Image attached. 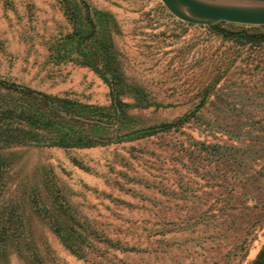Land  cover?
<instances>
[{"label":"rangeland","instance_id":"rangeland-1","mask_svg":"<svg viewBox=\"0 0 264 264\" xmlns=\"http://www.w3.org/2000/svg\"><path fill=\"white\" fill-rule=\"evenodd\" d=\"M84 1L92 13L75 25L63 0H0V83L108 107L120 82L122 100L140 107L119 136L195 116L94 147L18 143L26 118L48 106L0 85V106L23 118H0V264H252L264 245V43L182 21L162 0ZM76 27L93 33L82 49L113 42L119 80L101 55L94 66L52 58ZM102 119L117 127L113 111ZM62 224L85 231L87 257L62 243Z\"/></svg>","mask_w":264,"mask_h":264},{"label":"trees","instance_id":"trees-1","mask_svg":"<svg viewBox=\"0 0 264 264\" xmlns=\"http://www.w3.org/2000/svg\"><path fill=\"white\" fill-rule=\"evenodd\" d=\"M64 11L67 18L79 25L83 18L84 13L90 18L92 13L91 8L84 0H63ZM95 14L98 17L107 18L111 22V30L118 32L119 27L114 16L106 11L96 10ZM228 22H218L212 26H206L213 33L228 39L243 42L245 44L260 45L264 43V32L252 33L245 30L233 31L226 29L224 24ZM264 26V25H258ZM93 33H83L81 29L75 28L71 33H68L64 38L57 41L51 48L52 58L57 61H78L85 66H94V62H97L101 55L108 64V74L115 80L120 77V72L116 67L117 57L115 56V46L113 42L105 43L102 45V49L98 52H92L90 49H82L83 42H86L87 37ZM77 46V55H73L71 48ZM96 60V61H95ZM119 80V79H118ZM0 85L6 88H20L28 93L36 95L42 99L48 106L47 111L43 113L34 112L27 120V127H22L20 131L22 135L16 136V142L28 143L30 140H37L35 138H45V142L51 146H58L62 148H86L94 147L97 145H104L117 139H138L147 135H152L160 131H169L173 128L179 127L188 120L195 116L192 112L178 119L162 123L155 127H149L146 129H131L127 130L124 135L119 136V132L128 125V119L130 118L129 108L140 107L136 97L134 102H125L120 97L123 86L120 82H114L112 84V96L113 101L110 106H98L88 103H83L79 100L61 97L56 95H50L47 93H41L33 91L31 89H25L20 87L14 82L1 81ZM106 110L113 111V115L117 120L116 123L105 122L102 119V115ZM0 118L13 120L15 118H22V115L15 113L11 109L3 108L0 106ZM44 132L45 134L41 133ZM73 218V216H72ZM55 232L59 236L62 243L78 257H87L88 253L83 245L85 240V231L73 225H57ZM7 233V229L2 230V234ZM128 250H132V247ZM252 264H264V245L257 254Z\"/></svg>","mask_w":264,"mask_h":264},{"label":"water","instance_id":"water-1","mask_svg":"<svg viewBox=\"0 0 264 264\" xmlns=\"http://www.w3.org/2000/svg\"><path fill=\"white\" fill-rule=\"evenodd\" d=\"M182 21L212 26L218 22L264 25V2L218 0H162Z\"/></svg>","mask_w":264,"mask_h":264}]
</instances>
